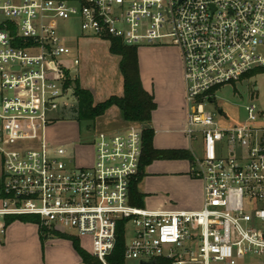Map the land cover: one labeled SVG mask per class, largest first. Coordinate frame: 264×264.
<instances>
[{
	"label": "built area",
	"instance_id": "built-area-1",
	"mask_svg": "<svg viewBox=\"0 0 264 264\" xmlns=\"http://www.w3.org/2000/svg\"><path fill=\"white\" fill-rule=\"evenodd\" d=\"M113 39L180 51L185 132L203 144L192 167L204 184L200 210L131 204L138 124L96 133L84 164L69 145L48 141L77 104L81 59L70 58L69 44ZM263 51L264 0H0V234L8 218L34 217L89 240L93 264H110L121 230L128 264H264V110L251 103L225 127L216 119L223 109L208 110L226 85L264 69Z\"/></svg>",
	"mask_w": 264,
	"mask_h": 264
},
{
	"label": "crops",
	"instance_id": "crops-1",
	"mask_svg": "<svg viewBox=\"0 0 264 264\" xmlns=\"http://www.w3.org/2000/svg\"><path fill=\"white\" fill-rule=\"evenodd\" d=\"M95 46L100 45L96 43ZM110 56L115 58L113 61L109 60L112 64L107 75L114 79L111 86L99 90L85 75H79L82 87L92 92L95 104L111 96L122 97L124 94V81L119 71L120 58L111 54ZM138 57L143 87L154 96L157 105L152 116V128L155 131L154 148L184 151L193 158L199 157L194 152L193 146L199 144L203 151L202 140L191 141L185 132L189 111L180 51L173 47H142L138 49ZM96 94L102 95L99 100ZM115 109L120 115L117 108L111 110ZM74 142L62 140L51 143L71 146ZM90 153L93 154L91 149ZM191 171L192 162L187 159L155 161L148 166L145 170L146 176L139 184L140 192L145 195V208L166 212L200 210L204 203V184L200 179L193 177ZM18 230L35 232L36 248H32L31 245V249L27 247L26 251L19 253L20 250L14 246V235ZM39 235L36 224H24L20 221L12 223L6 230L4 242H0V264H84L72 243L64 239H59V243L67 246L63 259L48 257L43 262L37 256L40 251ZM51 247L52 245L47 249ZM84 250L89 253V250Z\"/></svg>",
	"mask_w": 264,
	"mask_h": 264
},
{
	"label": "rangeland",
	"instance_id": "rangeland-1",
	"mask_svg": "<svg viewBox=\"0 0 264 264\" xmlns=\"http://www.w3.org/2000/svg\"><path fill=\"white\" fill-rule=\"evenodd\" d=\"M74 30L75 34L74 31L70 29L67 30V34L77 35L79 32L78 28H75ZM96 43H98L100 46L96 47ZM69 46H71L73 49V54L70 56V58L73 60L74 57L78 56L81 59V65L79 66L80 75H85L95 88L102 90L104 89L103 87L111 86L112 83H114L113 77L107 75L110 64H112V62L109 63V60L111 59V61H113L115 59L110 56V43L101 42L98 40H82L79 43L73 42L69 44ZM100 96L99 94H96L98 100L100 99ZM216 97L217 99L215 103L210 104L208 106V110L211 113L216 114L218 109H223L225 116L221 117L218 115L216 117L219 124L222 127H225L229 124L240 122L246 118L244 109L245 106L254 103L260 110H264V73H257L252 78H246L239 82L226 85L217 93ZM70 102L72 104H76V99L71 97ZM110 110L103 117L98 118L94 122L80 123L67 118L65 121H63L65 123H57L48 129V141L52 143L60 142L62 140L70 142L75 141L73 144H71V146L68 147V149L72 151L74 150L76 156L82 157L79 158L78 161L80 164H84L86 160H84L83 157L88 158L91 156L90 149L84 148V146L90 143L91 138L96 133L101 131L108 133H118L130 125L122 120L121 115L118 114L116 109L113 111L111 110L112 112ZM138 125L144 129L143 125ZM193 148L194 152L200 157L202 155L201 146L199 144H194ZM193 166L194 163L192 164V167ZM191 174L193 177H195L192 171ZM38 228L40 229V227ZM14 238V246L20 250L19 253L26 251L25 249L27 247L31 249V245H33L32 248H36L35 232H25V230H18L15 233ZM59 239L60 238L55 237L42 242L40 238V251L37 254L38 258H41L43 262L46 261L48 257L58 260L63 259V256L65 255L64 251L67 250V246H63L62 243H59ZM129 240L130 238H128V241ZM81 241L82 247L84 249L89 251L92 249V245L89 240L83 239ZM0 242H4V235L2 234H0ZM50 245H52V247L48 250L47 247H50ZM28 252L30 251L28 250ZM18 258L19 257H17V259ZM135 264L139 263L136 262Z\"/></svg>",
	"mask_w": 264,
	"mask_h": 264
},
{
	"label": "trees",
	"instance_id": "trees-1",
	"mask_svg": "<svg viewBox=\"0 0 264 264\" xmlns=\"http://www.w3.org/2000/svg\"><path fill=\"white\" fill-rule=\"evenodd\" d=\"M110 53L120 58L119 71L124 81V94L122 97L111 96L107 100L95 104L91 91L83 88L80 80L74 81V94L77 104L66 113L72 121L76 122H94L98 118L103 117L113 107L118 108L122 120L127 124H141L143 129V156L141 160L140 173L134 179L131 186V204L135 207L143 208L145 206V195L139 190V184L146 176L145 170L155 161L162 160H190L194 163V158L184 152L178 150H157L154 148L155 131L152 128V116L157 108L154 96L148 93L142 84V78L139 67L138 48L128 47L121 41L113 39L110 43ZM257 73H264V69L254 71L253 73L242 78H252ZM1 182V180H0ZM20 221L24 224H38L37 218L21 217L8 218L7 225ZM39 234L42 242L58 237L68 240L72 243L74 250L80 256L84 264H93L94 258L90 253L85 251L81 246L79 238L64 235L60 233H52L46 229L40 228ZM125 234L123 230L119 233L117 247L113 254L108 258L110 264H128L125 261Z\"/></svg>",
	"mask_w": 264,
	"mask_h": 264
},
{
	"label": "water",
	"instance_id": "water-1",
	"mask_svg": "<svg viewBox=\"0 0 264 264\" xmlns=\"http://www.w3.org/2000/svg\"><path fill=\"white\" fill-rule=\"evenodd\" d=\"M222 109L219 110V114H222ZM140 264H156V262H151V263H145V262H141Z\"/></svg>",
	"mask_w": 264,
	"mask_h": 264
}]
</instances>
